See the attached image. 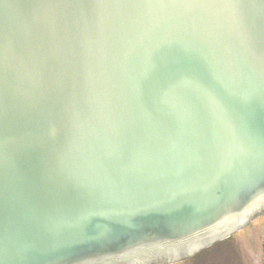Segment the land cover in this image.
I'll list each match as a JSON object with an SVG mask.
<instances>
[{"label":"water","instance_id":"obj_1","mask_svg":"<svg viewBox=\"0 0 264 264\" xmlns=\"http://www.w3.org/2000/svg\"><path fill=\"white\" fill-rule=\"evenodd\" d=\"M264 215V0H0V264H173Z\"/></svg>","mask_w":264,"mask_h":264},{"label":"rangeland","instance_id":"obj_2","mask_svg":"<svg viewBox=\"0 0 264 264\" xmlns=\"http://www.w3.org/2000/svg\"><path fill=\"white\" fill-rule=\"evenodd\" d=\"M230 237L225 246L216 247L192 260L194 255L178 264H264V215Z\"/></svg>","mask_w":264,"mask_h":264},{"label":"trees","instance_id":"obj_3","mask_svg":"<svg viewBox=\"0 0 264 264\" xmlns=\"http://www.w3.org/2000/svg\"><path fill=\"white\" fill-rule=\"evenodd\" d=\"M230 239H231V237L228 238V239L222 240V241H220V242H217L215 245H213V246H211V247H209V248L203 250L202 252L198 253L197 255H195V256L192 258V260H193V259L195 260V259L198 258L201 254L206 253V252H208V251H211L212 249H214V248H216V247L221 248V247L225 246V244H226L227 242H229Z\"/></svg>","mask_w":264,"mask_h":264},{"label":"flooded vegetation","instance_id":"obj_4","mask_svg":"<svg viewBox=\"0 0 264 264\" xmlns=\"http://www.w3.org/2000/svg\"><path fill=\"white\" fill-rule=\"evenodd\" d=\"M185 261V260H184ZM263 261H264V259H263ZM181 262H183V261H180V262H178V263H181ZM178 263H173V264H178Z\"/></svg>","mask_w":264,"mask_h":264}]
</instances>
